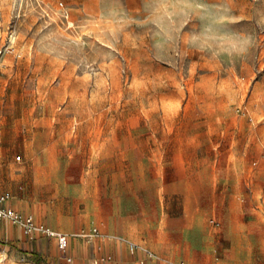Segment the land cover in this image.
I'll use <instances>...</instances> for the list:
<instances>
[{"label": "rangeland", "instance_id": "374dc122", "mask_svg": "<svg viewBox=\"0 0 264 264\" xmlns=\"http://www.w3.org/2000/svg\"><path fill=\"white\" fill-rule=\"evenodd\" d=\"M184 3L0 0V191L71 247L122 246L89 264L137 257L127 241L152 264H264V0H230L243 60L182 47ZM51 251L0 241V264Z\"/></svg>", "mask_w": 264, "mask_h": 264}, {"label": "clouds", "instance_id": "9594fccd", "mask_svg": "<svg viewBox=\"0 0 264 264\" xmlns=\"http://www.w3.org/2000/svg\"><path fill=\"white\" fill-rule=\"evenodd\" d=\"M234 3V0H231ZM189 12L187 22L179 36L173 34L182 46L197 53H206L212 58L228 57L243 60L254 47L253 30L233 27L229 17L234 15L230 0H185L182 5ZM259 33L260 23L254 22ZM187 29V30H185Z\"/></svg>", "mask_w": 264, "mask_h": 264}, {"label": "crops", "instance_id": "0c3cea01", "mask_svg": "<svg viewBox=\"0 0 264 264\" xmlns=\"http://www.w3.org/2000/svg\"><path fill=\"white\" fill-rule=\"evenodd\" d=\"M13 198L14 197H12V199L8 202V205L15 208V206H13V203H12ZM27 215H31V214H27ZM0 241H9L12 245L15 244L23 249L29 248L34 254L36 253V251H38L39 253H41V257H44V255L47 254V248H49L50 250L49 255L53 256V253L51 250L52 248H55L58 254H54V256L58 258H55L53 261L57 264H89L88 260L86 259L88 251L91 250V252H94L95 254H97V252L93 251L92 248H104L107 254L109 252L110 253L113 252L112 254L115 259V257L117 256L116 254H117L118 248H122L120 244L115 245L109 242H105L103 246H99V247L92 243L84 244V245L74 244V246L71 247V240L68 237V245H67L66 250L60 251L57 248L55 238L45 237L39 233L25 234L20 226L13 225L10 222L4 221V220H0ZM126 248H127V245H126ZM141 250L142 249L140 245H139V248L134 253H131L128 250L131 254H137V257H133L129 260L127 259V261H124L123 263H117V262H112V261L106 262V263L107 264H145V263L152 264L153 262L157 261L156 259H151L147 256L146 254L147 250H144L143 252ZM46 260L49 261L50 258H47Z\"/></svg>", "mask_w": 264, "mask_h": 264}, {"label": "built area", "instance_id": "2783aa9c", "mask_svg": "<svg viewBox=\"0 0 264 264\" xmlns=\"http://www.w3.org/2000/svg\"><path fill=\"white\" fill-rule=\"evenodd\" d=\"M60 6L61 15L67 18L68 10L61 2ZM9 37L12 40L13 35L10 34ZM12 197L13 196L9 191H0V220L8 221L13 225L20 226L25 234L39 233L45 237L55 238L57 248L60 251H65L68 245V235L55 231L50 227L37 222L31 215L22 216L17 209L8 205V202ZM93 231L96 232V228H93ZM81 236L85 238L90 237L88 234H82ZM126 245L131 253H134L139 248V245L132 241H127ZM146 254L149 258L156 259L155 254L151 251L147 250Z\"/></svg>", "mask_w": 264, "mask_h": 264}]
</instances>
